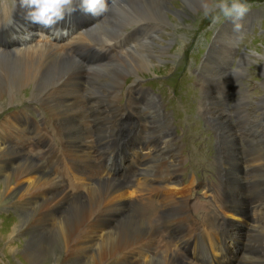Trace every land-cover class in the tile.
Returning <instances> with one entry per match:
<instances>
[{
    "label": "bare ground",
    "instance_id": "1",
    "mask_svg": "<svg viewBox=\"0 0 264 264\" xmlns=\"http://www.w3.org/2000/svg\"><path fill=\"white\" fill-rule=\"evenodd\" d=\"M164 1L166 0L118 2L100 16L95 22L96 26L88 28L78 41L84 44L99 43L96 33L107 34L109 30L110 34H117L115 38L107 37L99 44L112 45L126 36L132 28L141 30L142 27H151L152 25L147 23L149 20H154L155 23L164 21L165 24L173 26L168 17H173L171 14L175 16L174 25L182 27L186 23L185 19L189 18V13L182 12L174 6L169 9ZM76 2L79 0H74V3ZM177 3L187 6L193 16H199L204 12L203 4L207 3L211 6L212 0H179ZM23 9L27 10L19 5V10ZM5 15L8 16V14ZM123 18L124 22H121ZM131 19H133V25L128 23ZM118 24L125 28L122 31L118 30L116 28ZM103 27L106 29L105 32ZM150 27L148 34L152 36L156 30H162ZM229 27L233 29L231 25ZM240 29L237 27V30ZM46 41L47 38L41 37L31 41L24 49L15 47L10 52L0 49V112L3 111L1 104L12 105L21 98L27 97L25 90L29 91L31 101L43 106L51 118L41 120L42 131L39 139L41 148L38 151L50 154L52 158L56 154L61 157L67 156L76 163L80 167L78 175L68 170L66 175L71 183L65 184L73 185V189L78 191L73 193L64 190L61 187L62 184L44 170L37 157L31 155L39 153L32 149L35 145L34 140L29 138L25 145L19 146L8 144L6 141L12 137L13 128L21 127V120H27L30 117L29 112L18 111L4 117L0 122V207L7 204L8 208L16 212L15 216L9 215H13L14 218L11 220L15 222V225H10L8 228L10 230L6 233L7 241L14 243L7 249L8 253L20 256L24 264H187L179 251L173 248L174 242L163 241V236L167 237V240L169 237L160 231V217L153 218L149 215V219L145 220L140 216L138 206L141 203V193L152 191L153 187L138 185L136 182V188L138 186L136 206L133 211H130L128 201L130 202L131 195L135 192L131 190V187L104 178L96 185L92 182L94 181L91 169V161L94 158L93 141H91V129L87 123V108L85 109L87 104H84L83 92L96 100L95 110L98 109L102 115V108H111L117 103L115 99L121 93H125L124 88L127 87L123 81L127 77H129L128 80L134 78L135 81L131 83L134 84L142 80L141 75L154 73L153 62L156 56L151 47L153 41L146 46V50H142L143 59H138L141 52L130 56L129 50L132 46L127 50L119 51L118 59L112 62L113 67L107 64L92 69L89 73L87 88L78 82H72V78H76L77 81L83 79L84 67L79 65L73 55L65 53L61 49L63 46L45 43ZM145 43L141 44L145 45ZM122 55L126 59L125 62L121 59ZM219 65L215 55L210 53V62L204 65L203 70L208 78L202 87V98L198 105V113L202 115V119L210 124L208 126L214 128L219 136L220 139L217 140L219 143L221 140L223 145L221 150L227 160L223 166L226 169L224 173L226 178L219 177L220 185L218 187L204 185V188L208 189L211 203H217L219 206L201 215L198 212L201 209L197 211L199 205L191 204L195 180H191L188 187V184H181L182 178L179 179L184 168L182 157H166L156 149V155L165 159H160V162L161 170L164 168V174L167 175L163 179L168 183L161 186L168 192L167 197L164 192V198L161 201L166 199L170 212L164 224L168 230L172 231L174 240L181 235L187 237L183 234L186 231L182 230L187 228L184 226L186 224L191 228L198 227L205 231L209 226L226 229L241 245L245 244L246 249L254 250L253 254L247 255V261L264 264V259H260V255L264 258V225H262L264 223V157L259 156L257 160L255 154L251 156L252 163L257 162L253 163L251 168L252 176L254 177V172L260 168L255 175L261 181V185L253 183L249 188L247 173L242 169V147L233 135V121L230 117L232 111L229 109V105H232L229 93L232 87L236 86L235 89H237V80L232 86L229 77L221 78L217 74ZM107 75L114 77L115 80L111 81L112 85L107 87L106 93L98 92L101 85L108 84L105 83L109 80ZM215 80L217 83H213ZM217 86H220L221 90L218 88L215 90ZM81 89L83 92L79 94ZM109 94H112L111 98H108ZM240 100L235 101L234 105L241 104L243 100L239 102ZM108 101L112 104H107ZM246 102L245 105H248L251 101L246 99ZM155 106L158 104L156 103ZM244 107L242 106L243 112ZM146 108L147 113L152 112L149 106ZM155 112L161 113L159 109H155ZM63 118H65L64 121ZM109 118L110 116L99 117L102 123L99 128L100 134L104 136L103 141H98L100 145H112L113 135H107L113 127L131 124L130 119L121 117L110 125ZM169 122L165 124V121H161L155 115L150 121L151 130L161 133V139L165 144L170 143L169 140H171V138L165 140V133L171 128ZM249 125L251 124L246 123V126ZM2 126L9 130L7 131L9 136L1 131ZM154 127L158 130H154ZM175 147L174 145L170 149ZM153 148L155 146L150 145L146 151L152 152ZM229 164H231L230 167H228ZM147 172L156 173V167H150ZM80 185L89 192L82 195ZM247 188L249 192L253 190L252 197H255L252 201L248 199ZM215 190L220 193L214 195ZM187 192L191 193L185 202L183 198ZM205 197L207 198V195ZM186 205H188L187 212L183 211ZM195 213H198L200 217L197 218ZM176 217L174 221L170 220ZM233 224H236L235 229ZM54 232L56 236H53ZM164 243L167 246L163 251L156 255L150 252L154 251V245H158L155 249L159 250L161 246L164 247ZM153 255H155L154 258H152Z\"/></svg>",
    "mask_w": 264,
    "mask_h": 264
},
{
    "label": "rangeland",
    "instance_id": "2",
    "mask_svg": "<svg viewBox=\"0 0 264 264\" xmlns=\"http://www.w3.org/2000/svg\"><path fill=\"white\" fill-rule=\"evenodd\" d=\"M228 1H230V0H228ZM262 1H264V0H262ZM164 2H166V5L169 6V9L171 8V6H174L182 12H188L189 18L185 19L186 23L184 25H182V27H179V26L176 27L174 25L176 20L173 19L175 17L173 14H171L173 17L168 16L170 21L173 23L172 24L173 26L165 24L164 21H162V23L161 22L155 23L154 20H149L147 23H150L154 28L155 27L161 28L162 30L158 29L160 32L156 30V32L152 36V35L148 34L149 29H147V32L145 33V35L147 36L148 40L146 41L145 45L140 44V45H137L135 47H132L129 50V53H130V56H133L136 52H141L138 55V59L139 58L143 59V56H142L143 51L142 50L143 49L146 50V46H148L151 43V41H153V43H151V47H152L153 51H155V56L157 59V60L155 59L153 62L155 64V70H154V73H148V74L141 75L142 80L141 79L140 80L141 81H143L145 79L150 80L151 84L153 85V88H155L157 90L156 93H159V95H163L164 100L167 101V103H169V101H170L168 99L170 96L169 92H173L176 89L177 84H180L183 87L188 86V80H183V81L176 80L177 78L175 77V74L178 72V69L181 66V61L183 60V57H184L183 54L189 46L188 43H189L190 39L192 37H194L195 34H197L196 33L197 30H199L201 28V26H203L205 24L209 25L210 21L220 22L222 16H220V17H218L216 15L213 16L215 13V10L217 8V7H215V5H218L221 2V0H212V4L210 7L213 8V11L209 12L208 14H206L204 11L199 16H193L192 11H190L188 9V7L185 6L184 4L178 5L177 2H179V0H166ZM112 8H113V10H116L115 7H112ZM217 17H218V19H216ZM132 20L133 19H131L132 23L128 22L130 25H133V23H134ZM121 22H124V18L121 19ZM263 23H264V20H261V28L263 29L262 30L263 33L260 35V37L254 42V44L251 47H250L249 43H246L243 40H242V42H240V45H239V43H238L239 38L237 39V37L235 35H233L234 36V42H233V36L232 37L229 36L228 33H226V32L223 33V28H221L219 31L221 33V35H220L221 40L224 41L225 43H231L232 42V45L234 46L233 47L234 50H236V47H238V45H239V47H238L239 52H241L245 47H247L249 49L247 51V53L248 52L249 53L244 56L245 60L243 59V62L240 66L241 68L239 67V71L241 69V72H238V80L236 81L238 87H237V89H235L236 86L232 87V89H233L232 92L230 90V93H234V98L231 99V97H230V99L232 101V105L235 104V101H238L241 99L239 101V102H241L243 100L241 102V104L239 103L236 106V108H237L236 111H238L237 113L240 114V117L242 119L244 118L246 120L247 125L248 124L253 125L254 123H258L260 125L259 127H264V117H263L264 116V27H263ZM230 25L233 27V29L237 28V27L238 28L241 27V24L239 22L238 23L233 22ZM116 28L118 30L122 31L125 27L118 24L116 26ZM103 31L104 32L106 31L105 27H103ZM236 32H241V31L236 30ZM96 35L98 36L99 43H101V42L105 41L107 37L113 38V36H114V38H115V35H117V34H110V32L108 30L107 34L96 33ZM159 38H160V40H159ZM235 53L236 52L234 51V54ZM211 54L215 55V53L213 51H211ZM181 55H182V57H181ZM219 55H220V52H219ZM228 57L229 56H227V55L220 56V57L215 56V58L218 62L221 61L223 63L229 62L226 60ZM180 58H181V60H180ZM121 59L123 60V62H125V60H126L124 58V55L121 56ZM108 65H111L112 67L114 66L112 63L108 64ZM210 66H211V64H210ZM222 66H223V64L220 63L218 68L222 67ZM259 67H261L262 69ZM155 73H157V74L155 75ZM217 74L220 76V74L218 72H217ZM220 77L223 78L225 76H220ZM226 77H228V76H226ZM107 78L109 80H108V82L106 81L105 83L106 84L108 83V84L105 86L101 85L100 88H98V92H103V93L105 92L106 93L107 87H110L112 85L111 81L115 80L114 77H112L110 75H107ZM128 78L129 77H127L123 81V83H126V86L128 84L130 85V83H133L135 81L134 78H130L129 80H128ZM60 80H62V79H60ZM72 82H78L80 85H83L84 88H87L85 84L80 83L77 80L76 81L72 80ZM146 83H147V81L142 82L141 85L145 86ZM217 87L214 89L217 90ZM239 90L242 93H239L240 92ZM25 91H24L25 96H27V97L21 98L20 101L18 100L17 102H15L12 105L1 104L3 111L0 112V122L3 120L4 117H8L12 113H14V112L16 113L18 111L29 112L31 117H33L37 121L36 127H32V126L29 127L26 125V122L22 119L21 120L22 127L13 128L12 137L7 139L6 141L8 142V144H12L15 146L25 145L27 143V141L29 140V138H31V137L35 138L36 142L39 143L40 142L39 139L41 137L40 132L42 131L41 130L42 127L40 125L42 123L41 120L51 119L49 117V115L46 113L43 106L41 107V105H39L35 101H31L32 98L29 94V91L28 90H25ZM82 92H83V89H81L79 94H81ZM85 94L86 93L83 92V95H85ZM186 96H187L186 99H183L182 97H180V98L174 97L173 100H171L167 106L169 109L176 111L175 113H176L177 122H180L178 124V126H179L178 132H179V137H181V142L183 145V148L181 149V151H182V155H184V157L182 159H183V161H184V159L186 161H184V164H183V167H184L182 169L183 171L181 172V169H179V171L182 173L181 174L182 176H179V179L182 178L183 182L185 184L180 179L181 184L182 185L188 184L187 185L188 187H189V182L191 180H195L194 181V191H193V194H191V196H192L191 204L192 205L197 204L195 206L199 205L197 208V211L199 209H201L198 212L201 215H203L202 213L205 212V214H206L208 212V210L212 211L215 209V207L219 206V204H217V203H211V201H212L211 197L207 193L208 189L204 188V185H206V184L213 185L215 187H218L220 185L219 175H218V177L214 176V172L218 171L217 165H216L218 163V161L214 160L213 157L211 156L210 151H209V145L207 143V139L205 138L206 134L204 132V129L201 127L199 121L196 118H194V115L196 113L199 114L198 113V105L200 104V100L198 98L199 94L198 95L197 94H193V95L189 94ZM120 99L121 98L119 96L115 100L118 102V101H120ZM246 99H249L251 101L250 103H248V105H245V104H247ZM179 100H181V101H179ZM259 101H260V103H258ZM179 102H181L182 104L180 103V105H178ZM233 102H234V104H233ZM84 104H86V103L84 102ZM242 106L243 107L245 106L244 112L242 110ZM95 107H96V105L93 106L94 109H95ZM86 108L87 107L85 106V109ZM4 109H5V111H4ZM35 110H38L40 112L39 117L37 116ZM86 111H87V113H89L88 109H86ZM230 111H232V109H230ZM251 118H252V120H251ZM62 120L64 121L65 118H63ZM242 125H244V123H242ZM207 127H209V126H207ZM151 128H149V127L145 128L144 136H142L143 140L147 141L148 139L150 140V139H153L157 136L156 134H158V133H156L155 131H152ZM1 131L6 133L7 136H9L7 133V131H9V130H7V128L5 126L1 127ZM262 132H264V131L260 130L258 133L261 134ZM263 137H264V134H263ZM262 139L264 140V138H262ZM204 140H206V142ZM113 149H115V148L111 147V150H113ZM141 149L143 151H146L145 147H142ZM155 150L156 149H154V154L152 153L153 160H154L153 166L150 164V165L144 167L143 171L147 172V170L150 167L151 168L156 167L157 172L155 173L156 174L155 178H162V177L165 178V177H167V175L164 174V171H163L164 168H162V170H161V162H160V159H162V160H165V159L162 158L160 155L157 156L156 155L157 152ZM259 151L257 150L256 147L251 148V153H252V155L255 154V156H257V160H258L259 156L262 158L264 157V151L262 153ZM37 152H39V151H37ZM257 153H259V154H257ZM31 155L35 158L37 157L40 164L43 166L44 170H47V173L54 169V171H52V173H53L52 177H54V178L57 177L55 179H57L60 182V184H62L61 187L64 190L70 191L73 193L78 191L77 189L76 190L73 189V185H70L71 187L69 186V188L66 187L65 185H63L65 183L63 182V178L60 177L61 176L60 171H63V170L60 167V165L58 164V162L56 160H54V158H52V156L50 154H46L44 152H39V153H33ZM46 156H48V158ZM56 162H57L59 167L55 165ZM71 162L74 163L72 160H71ZM131 163H134V161L131 160ZM170 163H171V161H170ZM253 163H257V162H253ZM253 163H252V165H254ZM74 164L76 166H78L76 163H74ZM91 169H92V167H91ZM249 169H251V168H248L247 170H249ZM55 170H57L58 172L55 173ZM257 171H255V172H257ZM255 172H254V178H256L257 183L258 182L261 183V181H259V179L255 175ZM92 173L94 174L93 170H92ZM64 177L66 178V175ZM103 178L104 177L102 175L99 176V179H98L99 181L96 180V182H94V185L99 183L100 180ZM217 178H218L217 183H215V182L204 183L207 180L215 181ZM107 179L112 180L113 178L109 179L107 177ZM112 181H115V180H112ZM80 187H81L80 189H81L82 195L87 194L89 192V191L88 192L86 191V189H85V187H83V185H80ZM172 190H174V189H172ZM190 193L191 192H187V194L183 198V201L187 202V200L190 196ZM218 193H220V191L215 190L214 195H217ZM247 193H248V199H249V193H251V195H253V190H251V192H249V190L247 188ZM206 195H207V198L205 197ZM253 197H255V196H253ZM206 199H208V200H206ZM168 205H169V203H168ZM168 205L166 208L167 210L165 212V213H167V215H164V216L161 215V211L157 210L156 214H152V213L148 212L146 208L144 209V206L140 205V207L144 210L146 216L150 215L153 218L160 217L159 221H162V226L166 227V225L164 224V221H167L166 219H168V214L170 213ZM205 206H206V208H204ZM128 209H130V202L129 201H128ZM187 209H188V205H186V208L183 211L187 212ZM130 211H133V210L130 209ZM249 211H250V209H249ZM258 212H260V210H258ZM10 214H13L15 216L16 212L13 211L12 209L8 208L7 204L0 207V228H1L0 229L1 230V233H0V264H24V262L21 260L20 256L16 255L15 253L9 254L7 251V249L14 244V243H11L10 241H7V239H6V233L10 230L8 228L10 227V225H13V226L15 225V222H12V220H11L14 217H13V215L9 216ZM253 215L254 214L252 213V216ZM195 216L197 218L200 217V215L198 213H195ZM253 218H254V216H253ZM175 219H177V217L174 219H170V220L174 221ZM8 220H10V221H8ZM262 225H264V223H262ZM184 226L187 228L183 229V231H187V232L191 231L188 234L190 236H196L197 239L199 240V246H197L195 248L198 255H202V252H204L205 250L206 251L209 250V239L208 238H211V237L213 238V237H215L214 235H216V237H218V236L220 237V241L222 242V238L224 235L223 229H221V228L219 229V227H217V226H213V227L209 226L206 228V232H208V233L212 232V234H213V235L209 234V236H208V233L203 231V229H200L198 227L191 228L188 224H186ZM233 226L235 229L236 224H233ZM174 229L177 230L176 227H174ZM166 235L169 237V240H167V237L163 236L162 239L164 242L167 243V242H175L176 241V239L174 240L173 235H170V234H166ZM53 236H56V232L53 233ZM164 239H166V240H164ZM165 245L166 244L164 243V246ZM157 246L158 245H154V247H153L154 251L151 250L150 252H154L153 254L156 255L158 252H161L165 249L163 246H161L160 247L161 249L159 248V250L155 249V248H157ZM189 246L191 249L193 248V244L192 245L190 244ZM218 246H219V244H218ZM180 251H181L182 255L180 254V252H179V254L182 256V259L184 260L186 255H185V253L182 252L181 248H180ZM150 252H149V256H150ZM155 255H153L152 258H154ZM261 256L262 255H260V259H264V258H261ZM263 256H264V252H263ZM246 257H247V255L244 256L245 259H246ZM213 259L216 260L215 257H213ZM245 262H247L248 264H254L253 262L247 261V259L245 260Z\"/></svg>",
    "mask_w": 264,
    "mask_h": 264
},
{
    "label": "clouds",
    "instance_id": "3",
    "mask_svg": "<svg viewBox=\"0 0 264 264\" xmlns=\"http://www.w3.org/2000/svg\"><path fill=\"white\" fill-rule=\"evenodd\" d=\"M20 5L27 9L26 19L41 28L51 29L52 33H67L66 29H59L55 26L64 21L66 16H70L77 11L74 0H20ZM79 10L94 17H100L109 10L107 0H79ZM220 11L228 17H232L233 22L242 19L247 12V5L241 0H221L218 5ZM206 14L213 11L207 3L203 4ZM218 19V17L216 18ZM38 32L37 35H40Z\"/></svg>",
    "mask_w": 264,
    "mask_h": 264
}]
</instances>
